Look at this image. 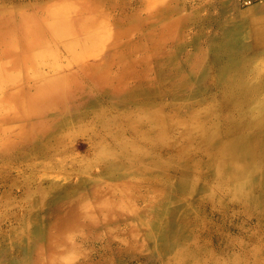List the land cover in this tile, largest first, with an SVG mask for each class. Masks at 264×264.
<instances>
[{"label": "rangeland", "instance_id": "374dc122", "mask_svg": "<svg viewBox=\"0 0 264 264\" xmlns=\"http://www.w3.org/2000/svg\"><path fill=\"white\" fill-rule=\"evenodd\" d=\"M263 17L264 0H0V60L35 54L0 77V264H264V123L237 122L229 92L255 67L264 83ZM46 74L73 79L55 109L10 101ZM227 140L261 160L240 191Z\"/></svg>", "mask_w": 264, "mask_h": 264}, {"label": "bare ground", "instance_id": "6f19581e", "mask_svg": "<svg viewBox=\"0 0 264 264\" xmlns=\"http://www.w3.org/2000/svg\"><path fill=\"white\" fill-rule=\"evenodd\" d=\"M43 25H45V24H43ZM250 27H251L252 32H253L251 36H253L252 38H254L256 44L257 45L258 44L264 45V17L263 18H257V19L252 20L251 21V24H250ZM46 29H48V28L46 27L45 30ZM59 29H60V27H59ZM39 31H40V29H39ZM49 32L51 33V32H55V31L54 30H50ZM39 33H41V32H39ZM92 34H94V33H92ZM86 35L87 34H84L85 37H86ZM98 36H95V37L98 38ZM100 37L102 38V36H100ZM30 38H34L35 39V26H34V29H32L30 32H27L25 35L20 36L18 38V40L14 43V45H12V47L13 48H18V47L19 48L20 47H26V48H28L31 45H33L32 47H35V40H30ZM92 40H95V39H92ZM246 41H247V39H246ZM37 42H40V41H37ZM44 42H46V41H44ZM93 42H95V41H93ZM242 44H243V42H242ZM239 49H240V47H239ZM243 49H245V48H243ZM32 55H33V53H32ZM32 55L26 56L24 58H22L20 56H17L16 58H10V54L7 55L8 59H6V60H0V77L3 76L4 74H6L5 69L7 70L9 67H13V66L14 67H19L22 62H25L24 64H26L27 62H30V64H31L30 66H35V54H34V56H32ZM241 59H245V58H243V57L241 58L240 57L239 60H241ZM254 69L255 70H252L251 73L248 76H246L242 72L241 77L236 78V84H235V86L233 88L229 89V92H233L234 93L233 95L238 96L237 98H235L236 103L232 107V109L237 112V117H236L237 118L236 119L237 122L238 121L241 122V123L247 122V125L246 126H253V127L255 126V128H256V127L262 126V124L264 123V96H263L264 95V83H263V81L261 82L262 79L261 80L256 79L258 77V75L260 74L261 69L259 71L257 70V67H255ZM55 75H56V73H55ZM48 76L49 75L44 76L47 79H45L43 82H41V80H40L42 77L39 79V81L41 83L37 85V88L35 90V93L32 94L31 96H27V95H25V94H23L21 92H15V93H12L10 95V97H9L10 101H13L14 100L16 106L19 104L21 107L23 106V108L24 107L25 108L26 107H30L31 109H35V111H40L42 109H52V110L55 109L54 107L60 101V98H61L62 93L66 89H68L70 87V84L73 81V79H72L71 76H66V75H62V76H59V77H57V76H55V77L49 76L50 78H48ZM19 77L21 79H24L25 78V76L24 75H21V73H20V76ZM29 77H30V75H29ZM14 82H15V80H14ZM34 82H36V81H33V84H34ZM2 83H4V82H2ZM4 85H6V84H4ZM22 85H23V83H22ZM31 86H32V84H31ZM7 87H5V89ZM4 94H5V92H4ZM260 94H261V96H260ZM253 95H255V96H253ZM3 102H5V101H3ZM6 102H8V101H6ZM16 102H17V104H16ZM2 104L3 103H1V105ZM12 104H13V102H12ZM6 108H8V106ZM25 108H24V110H26ZM8 109H7L6 112H8ZM25 112L23 113V115L27 113V112L26 113ZM12 113H13V110H12ZM15 116H16V114H15ZM3 117H5V116L3 115ZM17 117H20V116L17 115ZM245 137L248 139L249 138V135H246ZM248 142H249V139H248ZM224 148H225V151H224V155L222 156L221 162H222V164H225V165L228 166V168H226V169L228 171V175L231 178H233V180H234L233 187H235L237 189V191H240L243 188V185L246 184V183H248V181H249V178L248 177H250V174L253 172V169H255V166L261 160H258V159L256 160L255 159L254 162L256 164L253 166V169H252V163L249 162V161H247V160H243V158H242V156L248 154V150H247L248 149V146L246 148H243L242 150H240V151L237 152V151H235L233 149V140H227V142L226 141L224 142ZM247 157H248V155H247ZM223 169H224V167H223ZM72 221H73V215L72 214H69V215L66 214V216L63 218L62 226H66V227L68 225L70 226L71 223H72ZM142 221H144V220H142ZM138 222H139V220H138ZM145 224L147 225L148 223H145ZM150 232H152V231H150ZM39 239L37 241H39Z\"/></svg>", "mask_w": 264, "mask_h": 264}, {"label": "built area", "instance_id": "2783aa9c", "mask_svg": "<svg viewBox=\"0 0 264 264\" xmlns=\"http://www.w3.org/2000/svg\"><path fill=\"white\" fill-rule=\"evenodd\" d=\"M252 1H254V0H244V3L245 4H250V3H252Z\"/></svg>", "mask_w": 264, "mask_h": 264}]
</instances>
